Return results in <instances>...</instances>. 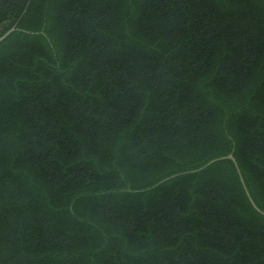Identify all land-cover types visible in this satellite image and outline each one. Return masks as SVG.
<instances>
[{
	"label": "trees",
	"instance_id": "trees-1",
	"mask_svg": "<svg viewBox=\"0 0 264 264\" xmlns=\"http://www.w3.org/2000/svg\"><path fill=\"white\" fill-rule=\"evenodd\" d=\"M14 25L0 264H264V0H0Z\"/></svg>",
	"mask_w": 264,
	"mask_h": 264
},
{
	"label": "water",
	"instance_id": "water-1",
	"mask_svg": "<svg viewBox=\"0 0 264 264\" xmlns=\"http://www.w3.org/2000/svg\"><path fill=\"white\" fill-rule=\"evenodd\" d=\"M15 29H16V28H15V25H14V26L11 27L9 30H7L4 34H2V35L0 36V42L3 41L6 37H8V35L11 34ZM227 158L233 160V157H232L231 154L228 155ZM251 203H252V202H251ZM252 204H253V203H252ZM253 206H254V204H253ZM254 207H255V206H254ZM255 209H257V208L255 207Z\"/></svg>",
	"mask_w": 264,
	"mask_h": 264
}]
</instances>
